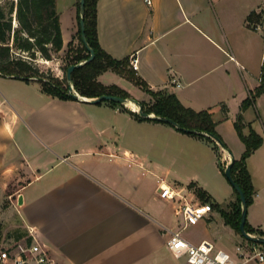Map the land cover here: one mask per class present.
I'll return each instance as SVG.
<instances>
[{"label":"crops","instance_id":"obj_1","mask_svg":"<svg viewBox=\"0 0 264 264\" xmlns=\"http://www.w3.org/2000/svg\"><path fill=\"white\" fill-rule=\"evenodd\" d=\"M261 9L264 0L97 3L101 48L116 60L137 58L136 73L152 91L210 111L226 146L218 153L201 139L139 122L109 102L60 100L39 82L0 76V236L16 240L6 235L32 233L55 264H187L166 248L167 230L183 225L176 203L161 199L158 186L170 185L195 203L203 202L195 192L202 189L210 203L234 207L237 196L222 167L245 151L234 122L260 85L264 33L246 19ZM57 12L64 52L77 38V0H57ZM99 82L135 100L150 99L111 72ZM127 109L137 113L138 106ZM242 115L263 138L247 160L255 194L246 221L264 233V93ZM182 235L194 245L214 242L239 263L236 246L251 244L215 208Z\"/></svg>","mask_w":264,"mask_h":264},{"label":"trees","instance_id":"obj_2","mask_svg":"<svg viewBox=\"0 0 264 264\" xmlns=\"http://www.w3.org/2000/svg\"><path fill=\"white\" fill-rule=\"evenodd\" d=\"M80 1L77 0L79 30L77 38H75V40H78V43L73 40L68 44L65 57L67 64L64 67V78H59L49 72H44L33 64V60L38 55L47 61H52L63 49L60 18L57 12V0H16L15 4H12L9 10L0 6V76L12 77L26 82H39L45 93L60 100H76L69 94L70 85H73L75 91L84 98L96 99L102 96H115L135 101L142 106L145 114H154L156 117L169 118L183 129L207 133L225 145L216 132V122L210 111H194L185 107L175 94L167 91H152L147 82L138 76L136 71L131 67L130 59L116 60L101 48L97 35L98 0H85L84 12L85 35L89 46L95 53V57L91 62L85 63L80 68H76L72 72L71 83L68 82L66 75L68 68L85 62L90 58V53L84 46L81 37ZM14 12L18 24L16 28L12 25V14ZM246 22L249 28L256 30L258 25L264 23V10L261 9L259 12L252 11L248 15ZM108 71L121 76L148 94L150 100L136 101L125 90L116 85H103L99 82V77ZM263 93L264 69L262 68L259 87L252 91L249 97L243 101L240 112L234 122L235 130L245 145V151L240 159L234 160L232 163L231 174L233 180L243 192L248 207L253 202L255 192L251 176L247 169V160L262 146L263 138L250 125L245 123L242 113L248 107L252 106L254 101ZM109 103L121 107L123 111L131 114L139 122L149 121L164 124L155 119L144 118L120 104L114 102ZM175 130L187 134L177 129ZM245 130H247V133H245ZM187 135L211 144L213 149L218 153V145L213 138L205 135ZM222 171L225 174L224 167H222ZM195 192L203 203L210 202L205 191L196 189ZM235 193L237 199L231 211L211 204L213 209L215 208L219 211L225 224L241 236L240 223L242 206L240 196L236 191ZM245 229L251 235L264 237L262 231L252 228L247 221ZM15 237L18 241L24 238L31 241L29 234L26 232H19Z\"/></svg>","mask_w":264,"mask_h":264},{"label":"built area","instance_id":"obj_3","mask_svg":"<svg viewBox=\"0 0 264 264\" xmlns=\"http://www.w3.org/2000/svg\"><path fill=\"white\" fill-rule=\"evenodd\" d=\"M145 2L152 5V0H145ZM257 29L264 33V23L258 25ZM130 65L137 71V58L131 57ZM262 68L264 69V57ZM227 165L228 163L225 162V169ZM158 189L161 199L176 203V215L183 225L181 230H167L166 248L176 259L184 258L187 264H246L250 261L264 264V245L261 244L251 243L248 247L238 244L236 254L240 259L239 263L228 252L218 249L214 242L203 241L198 245L190 243L183 237L182 230L208 218L213 212L212 204L190 201L176 188L165 183L160 182ZM29 236L31 241L25 238L19 241L12 238L9 240L0 236V264H55L49 251L32 233Z\"/></svg>","mask_w":264,"mask_h":264},{"label":"water","instance_id":"obj_4","mask_svg":"<svg viewBox=\"0 0 264 264\" xmlns=\"http://www.w3.org/2000/svg\"><path fill=\"white\" fill-rule=\"evenodd\" d=\"M84 12H85V0H81L80 1V30H81V37H82V41H83L84 46L86 47V49L90 53V58L87 61H85V62H81L79 64L70 66L68 68L66 75H67L68 82H70V83H71V80H72V78H71L72 72L76 68H80L81 66H83L85 63L91 62L94 59V57H95V53H94L93 49L89 46V44L87 42V39H86V35H85ZM69 94L76 100L84 98V97H81L75 91L73 85H70ZM84 100H86V99H84ZM128 101H131V100H127V99L119 98V97H115V96H102V97H99V98H96V99L92 100V102H94V103L114 102V103L120 104V105H122V106H124L126 108H127L126 104H127ZM132 102L135 103L138 106L137 113L140 116L144 117V118L155 119V120H157V121H159L161 123L169 124L170 126L174 127L175 129H177L179 131H182L184 133H187V134L205 135V136L213 138L209 134L201 132V131L183 129L177 123L173 122L169 118L156 117L154 114H151V115L145 114L143 112L142 106L139 103H137L135 101H132ZM213 140L216 141V143L220 146V148L222 150L226 149L225 145H223L221 143V141H219L217 139H214V138H213ZM234 160L235 159H234V157L232 155L231 156V162L227 165V167L225 169V176H226L227 180L229 181V183L231 184V186L233 187V189L240 196L241 206H242L241 223H240L241 236H242V238H244L248 242L264 245V237L251 235V234L247 233V231L245 229V224H246V220H247L248 206H247V202H246V199H245V196H244L243 192L241 191V189L238 186V184H236L235 181L232 178L231 168H232V163L234 162Z\"/></svg>","mask_w":264,"mask_h":264},{"label":"rangeland","instance_id":"obj_5","mask_svg":"<svg viewBox=\"0 0 264 264\" xmlns=\"http://www.w3.org/2000/svg\"><path fill=\"white\" fill-rule=\"evenodd\" d=\"M15 1L16 0H0V6L4 7L6 10H9V8L12 6V4H15ZM12 25L14 28H16L18 26L17 21H16L15 12L12 14ZM75 41L78 43L77 39ZM66 53H67V51H64V52L62 51L52 61H47L44 58H42L40 55H38L36 57V59L33 60V64L44 72H49L56 77L64 78V76H65L64 67L67 64V60H65ZM108 72H111V71H108ZM111 73H114V72H111ZM147 96H148V98L150 97L148 94H147ZM136 101H139V100H136ZM17 222H18V219H17V217H15V223H17ZM14 234L15 233H9L6 236H12V235L15 236ZM224 239H227V237H224Z\"/></svg>","mask_w":264,"mask_h":264},{"label":"bare ground","instance_id":"obj_6","mask_svg":"<svg viewBox=\"0 0 264 264\" xmlns=\"http://www.w3.org/2000/svg\"><path fill=\"white\" fill-rule=\"evenodd\" d=\"M127 106H129V108L133 109V110H137V106H135L132 102L128 101L127 102Z\"/></svg>","mask_w":264,"mask_h":264}]
</instances>
